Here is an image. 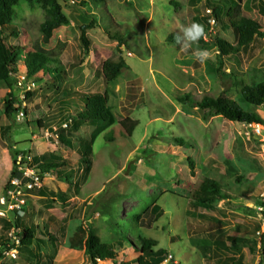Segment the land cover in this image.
<instances>
[{
  "label": "rangeland",
  "instance_id": "obj_1",
  "mask_svg": "<svg viewBox=\"0 0 264 264\" xmlns=\"http://www.w3.org/2000/svg\"><path fill=\"white\" fill-rule=\"evenodd\" d=\"M260 1L264 0H243L241 11L264 29ZM60 3L70 23L55 28L52 38L39 31L49 16L44 9L25 7L20 12L23 20L13 22L19 35L13 33V26L0 31V39L21 48L17 68L25 80L30 77L36 83L28 89L24 80V86L17 83L14 88L19 98L16 107L24 113L22 119L16 116V121L4 114L11 89L0 84V197L13 168V152L27 151L35 158L30 167L37 171L42 158L54 152L71 162L67 172L80 188L78 195L74 196L76 189L72 187L69 200L57 198L53 203L50 192H66L69 184L48 173L43 176L48 194L32 192L26 214L19 217L24 224L34 225L45 240L50 234L57 235L62 220L69 218L67 238L53 264H91L84 251L69 247V239L79 226L87 231L95 229L104 244L128 239L124 247H116L115 260L100 264H137L138 253L129 240L138 235L156 240L157 248L168 251L165 264H219L225 258H234L235 264H264V125L209 115L179 99L182 91L199 96L204 91L219 92L253 110L241 100L240 88L264 82V38L255 41L248 52L226 60L224 70L237 84L223 89L215 48L207 50L209 59L200 63L193 55L194 46L184 51L173 39L190 23H209L212 32L237 45L231 29L206 20L210 11L205 0ZM84 25L92 26L87 31L92 47L89 53L80 41ZM117 34L123 35V45L113 38ZM39 50L62 61L66 81L59 75L55 82L50 75L39 73L35 79L27 73L24 58ZM120 56L129 68L117 80L107 81L100 73L103 61ZM29 93L32 96L28 97ZM85 93H107L117 121L96 138L89 170L86 162L80 166L75 163L84 157L80 143L90 138L95 127L83 126L85 138L69 148L57 142L52 130L48 133L38 125V120L55 119L53 114L46 116L58 111L61 99H68L66 107L74 111V104L80 106L78 94ZM256 113L264 121V105ZM125 118L139 122L131 136L118 125ZM60 122L58 117L54 125ZM10 123L11 130L5 135L1 126ZM205 177L228 184L233 198L222 200L212 210L194 208L189 193ZM238 177H243L244 183H235ZM154 204L163 210L160 217H156ZM13 216L0 205V218ZM38 247L43 255L50 253L47 246L40 243ZM36 252L33 264L38 262ZM0 264L28 263L19 256L5 255ZM39 264L49 262L40 260Z\"/></svg>",
  "mask_w": 264,
  "mask_h": 264
},
{
  "label": "trees",
  "instance_id": "obj_2",
  "mask_svg": "<svg viewBox=\"0 0 264 264\" xmlns=\"http://www.w3.org/2000/svg\"><path fill=\"white\" fill-rule=\"evenodd\" d=\"M205 1L208 9L212 11V14H210L206 20L210 21V19L214 17L218 24L226 29H231L237 45L229 44L221 35L212 32L211 26L208 23L207 26H204L207 38H202L198 44H193L192 46L196 49L206 50L215 48L219 58V78L222 82L223 89L228 87L231 88V86H235L237 82L235 78H232L231 75L224 70L226 60L239 56L242 52H248L255 41L264 38V29L258 20L250 18L242 13L241 4L243 0ZM25 7L48 11L49 16L42 21L39 26L40 33L46 38L53 37L55 28L62 24L70 23L69 17L62 9L60 0H0V31L13 26V33L16 36L19 35L20 32L15 28L18 26L14 25L13 22L17 19L23 20V17L20 16V12L23 13ZM259 11L264 15V1H260ZM90 27L92 26L84 25L80 27V41L85 53L92 51L91 40L87 33ZM113 38L118 41L119 45L124 44V37L122 34L113 35ZM173 39L175 40V37ZM20 57V47H11L6 41L0 39V83L11 89L9 98L5 101L4 114L11 121H16L17 111L19 110V108L16 107L19 98L14 94L13 90L17 85V77L21 74L19 68H17L18 60L21 59ZM24 65L26 66L27 73L35 79L39 77V73L52 76L55 82H58V75L62 76L61 81H66L67 79L66 68L64 64H62V61L44 50L29 53V55L24 58ZM128 68L129 66L126 60L120 56L103 61L100 73L107 81H115ZM240 94L243 103L247 107L253 108V110L244 109L236 101L219 94V92L204 91L202 95L199 96L182 91L179 95V99L186 104H191L195 108L207 111L209 115H221L228 120L239 123L264 125V121L256 113V109L264 105V82H261L256 87L243 85L240 88ZM78 95L76 100L80 102V106L77 107L74 104V111L71 112V109L66 107L69 102L68 99H61L58 101V111L51 112L46 116L47 118L53 114L55 119H50L49 122H45L44 119L38 120V125L46 131H53L55 126L54 123L57 118L60 117L61 122L58 123L59 140L69 148L77 147V141L85 138V133L83 135L82 132L83 126L90 125L95 127V130L90 134V138L80 143L82 147L80 152L84 154V157L75 163L80 166L84 161L89 165V170L92 161L90 157L93 152L92 145L99 134L108 127L113 126L117 121L109 107V96L107 93H85ZM30 96H32L31 93L28 94V97ZM63 123H68V127H62ZM118 125L126 136H131L139 125V122L131 118H125L119 121ZM11 127L12 125L10 123L1 126V130L7 135ZM178 141L181 144H187V141L184 139H179ZM13 153V168L9 180L18 174V155L28 154L27 151ZM191 163L192 169H194V162L192 160ZM70 166V161L64 160L54 153L45 155L37 166L39 167L37 169L42 177L48 173H53L59 179L69 184L68 192H50V194L53 195L51 198L53 203L57 198L63 200V202L69 200V196L72 195L69 193L72 187L76 189V192L73 190L74 196H77L79 193L78 191L80 188L72 181V173L67 172ZM244 180L243 177H238L235 183L239 185L244 183ZM229 187L228 184L222 183L211 177H205L201 184L192 189L189 193V200L194 208L212 210L215 209L222 200L233 198V195L229 193ZM39 193L43 195L48 194L46 187L43 186ZM153 210L156 213V217H160L163 213V210L157 204L153 205ZM140 217L141 215H138L137 219ZM68 221L69 218L65 217L61 222L57 235L50 234L47 240H45L40 238L34 225L28 226L24 224V222L15 215L12 219L0 218V262L5 257L4 253L6 251L17 249L19 257L28 264H33L36 250L33 252L32 247L36 246V254L38 256L37 264H39L40 260H46L49 264H53L60 247L64 244V239L67 238ZM13 230L20 240L19 244L9 236V233ZM126 241L128 242V239L121 238L115 243L104 244L100 241L95 229L87 231L79 226L69 239V247L76 251H84L91 260V264H100L108 260H115L118 256L115 250L116 247H124ZM129 242L130 246L138 253L136 258L137 264H162L168 257V251L166 249L157 248L158 242L156 240L138 235L135 240L130 238ZM40 243L47 246L50 252L49 254L43 255L41 253L38 247ZM24 253L26 257H22ZM235 262L234 258H225L222 260L220 259L218 263L235 264Z\"/></svg>",
  "mask_w": 264,
  "mask_h": 264
},
{
  "label": "built area",
  "instance_id": "obj_3",
  "mask_svg": "<svg viewBox=\"0 0 264 264\" xmlns=\"http://www.w3.org/2000/svg\"><path fill=\"white\" fill-rule=\"evenodd\" d=\"M210 14H212L211 10ZM212 25H216L217 21L214 17L210 19ZM24 74H20L17 77V83L20 86H24V83H28V89L35 87L36 83L28 77L27 80ZM25 80V82H24ZM24 82V83H23ZM19 111V110H18ZM17 111V118L22 119L24 116L23 112ZM62 127H68V123H63ZM58 126H54L53 135L55 136L57 142H60L58 135ZM49 133V131H48ZM25 159V162H24ZM34 160L33 156L30 154L23 155L20 154L17 157V167L18 174L11 178L7 185L4 188L3 194L0 197V205L11 214H14L17 217H22L26 214V210L29 206V197L32 196V192H40L43 187V177L39 173V171L35 170V168L30 167V163ZM30 162V163H29ZM9 219V218H8ZM9 236L16 240L17 244L20 243V240L15 234V231L9 233ZM4 255H10L13 258H18V250L13 249L10 251H6ZM168 261V257L164 260L162 264H165Z\"/></svg>",
  "mask_w": 264,
  "mask_h": 264
},
{
  "label": "clouds",
  "instance_id": "obj_4",
  "mask_svg": "<svg viewBox=\"0 0 264 264\" xmlns=\"http://www.w3.org/2000/svg\"><path fill=\"white\" fill-rule=\"evenodd\" d=\"M181 31L182 35L177 34L175 40L184 51H188L191 45L198 44L202 38H207L204 26L197 22L188 24ZM193 55L200 63H204L209 59V52L206 49L197 48Z\"/></svg>",
  "mask_w": 264,
  "mask_h": 264
},
{
  "label": "crops",
  "instance_id": "obj_5",
  "mask_svg": "<svg viewBox=\"0 0 264 264\" xmlns=\"http://www.w3.org/2000/svg\"><path fill=\"white\" fill-rule=\"evenodd\" d=\"M1 85H4V84H2V83H0ZM59 143V142H58ZM54 153V152H53ZM54 154H56V153H54ZM45 187V186H44ZM69 190V188L68 189H66L65 191L67 192ZM57 191V190H56ZM62 192H64L63 190H62ZM60 251V250H59Z\"/></svg>",
  "mask_w": 264,
  "mask_h": 264
}]
</instances>
